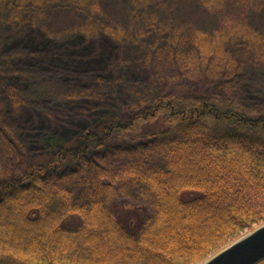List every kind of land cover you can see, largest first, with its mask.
<instances>
[{
  "label": "trees",
  "instance_id": "1",
  "mask_svg": "<svg viewBox=\"0 0 264 264\" xmlns=\"http://www.w3.org/2000/svg\"><path fill=\"white\" fill-rule=\"evenodd\" d=\"M197 1L215 20L210 36L215 52L231 41L264 46V26L251 20L263 11L264 0ZM91 8L101 12L96 3ZM195 34L197 41L207 37ZM155 121L161 129L141 133ZM111 140L127 144L122 151L128 156L139 150L162 153L163 165L129 166L151 206L132 231L104 206L111 182L93 153ZM88 165L95 173L81 176ZM69 176L85 178L80 184V192L89 195L85 201H75L77 188ZM261 223L264 109L248 112L216 93L155 95L85 130L78 146L56 151L44 164L0 175V264H198Z\"/></svg>",
  "mask_w": 264,
  "mask_h": 264
},
{
  "label": "rangeland",
  "instance_id": "2",
  "mask_svg": "<svg viewBox=\"0 0 264 264\" xmlns=\"http://www.w3.org/2000/svg\"><path fill=\"white\" fill-rule=\"evenodd\" d=\"M251 20L262 28L264 9ZM215 25L197 0H0V175L44 164L78 146L85 130L165 92L216 93L248 112L264 109V46L231 41L215 52ZM196 30L207 37L197 41ZM161 128L155 121L141 133ZM126 145L111 140L93 158L111 182L104 206L132 231L151 206L129 166L163 161L159 150L128 156ZM92 173L88 165L81 176ZM69 177L75 201H85V178Z\"/></svg>",
  "mask_w": 264,
  "mask_h": 264
},
{
  "label": "water",
  "instance_id": "3",
  "mask_svg": "<svg viewBox=\"0 0 264 264\" xmlns=\"http://www.w3.org/2000/svg\"><path fill=\"white\" fill-rule=\"evenodd\" d=\"M264 261V223L239 236L198 264H259Z\"/></svg>",
  "mask_w": 264,
  "mask_h": 264
}]
</instances>
